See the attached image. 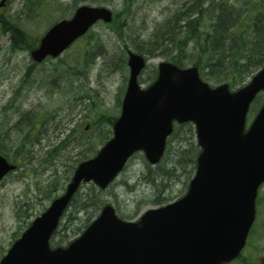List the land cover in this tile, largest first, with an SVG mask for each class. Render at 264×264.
Masks as SVG:
<instances>
[{
    "label": "rangeland",
    "instance_id": "rangeland-1",
    "mask_svg": "<svg viewBox=\"0 0 264 264\" xmlns=\"http://www.w3.org/2000/svg\"><path fill=\"white\" fill-rule=\"evenodd\" d=\"M224 1L238 25L250 26L264 17V0H12L1 10L0 16L26 30L32 43L13 49L11 34L0 27V153L18 166L0 184V260L66 191L79 163L111 138L109 123L120 115L130 75L129 52L149 61L140 78L143 87L155 79L161 62L195 65L199 49L181 33L184 29L177 35L175 23L181 27L198 17V8L216 10ZM82 5L110 9L113 22H99L58 58L34 62L31 51L45 32ZM191 5L198 7L188 11L190 17L175 22ZM206 13L202 33L213 39L214 13ZM230 44L228 39L219 56L210 55L213 71L202 70L201 77L212 86L227 82L236 89L251 78L250 71L241 80L226 71L231 69ZM177 126L157 165L139 152L107 189L83 185L52 246H67L80 237L106 204L113 205L120 218L137 220L147 210L183 197L201 148L193 122ZM250 235L243 259L233 264H264V186L260 217Z\"/></svg>",
    "mask_w": 264,
    "mask_h": 264
},
{
    "label": "water",
    "instance_id": "water-1",
    "mask_svg": "<svg viewBox=\"0 0 264 264\" xmlns=\"http://www.w3.org/2000/svg\"><path fill=\"white\" fill-rule=\"evenodd\" d=\"M6 0H2L0 7ZM112 21L105 8L81 7L71 20L51 28L32 52L36 62L59 56L97 21ZM143 57L131 54V77L114 137L81 163L66 193L38 217L0 264H225L243 250L256 217L257 188L264 181V106L245 132L248 108L264 90V69L236 93L224 84L211 89L195 67L162 63L157 81L141 89ZM194 122L203 152L189 192L180 201L121 220L108 205L67 248L50 239L82 182L105 189L128 159L143 150L157 163L172 122ZM16 166L0 154V183Z\"/></svg>",
    "mask_w": 264,
    "mask_h": 264
},
{
    "label": "trees",
    "instance_id": "trees-1",
    "mask_svg": "<svg viewBox=\"0 0 264 264\" xmlns=\"http://www.w3.org/2000/svg\"><path fill=\"white\" fill-rule=\"evenodd\" d=\"M224 4L225 5L220 4L216 10L210 9V11L214 13V28L212 30L214 32L213 39L206 35L208 33H202V27L205 29L206 25L205 14H207L206 12H210L208 10L209 8H204V6L198 8V17L191 20L189 19V21L183 26L180 25L181 27H177L178 25L175 23L177 35L180 34L181 29H184L181 33H186V35H188L187 39L194 41V45L199 49L198 59L196 60L195 65H198L200 69L208 68L213 71V65H210V55L216 53L219 56L223 49L227 48L228 39H231V44L228 46V54H230L229 64L231 69L226 71L232 70L230 71L232 74H241L262 67L264 65V17L255 18L253 24L250 26L245 23L238 25L236 21L237 18L235 19L234 16L235 13L231 14L228 11L229 4L227 2ZM197 7L198 5L189 6L184 12L180 13V16L176 17L175 22L183 21L190 17L188 11L194 10ZM239 31H242L243 33H239ZM250 31H252L250 33L252 34V38L251 40H248L247 35ZM3 33L11 34V46L13 49L18 48L21 45H31L32 43L27 34L28 32L21 29L18 24L10 21L8 18H3ZM37 41L38 38L35 43ZM175 63L182 65L180 60L175 61ZM112 123L113 122L110 124ZM2 148H0V152H2Z\"/></svg>",
    "mask_w": 264,
    "mask_h": 264
},
{
    "label": "flooded vegetation",
    "instance_id": "flooded-vegetation-1",
    "mask_svg": "<svg viewBox=\"0 0 264 264\" xmlns=\"http://www.w3.org/2000/svg\"><path fill=\"white\" fill-rule=\"evenodd\" d=\"M0 13H1V10H0Z\"/></svg>",
    "mask_w": 264,
    "mask_h": 264
},
{
    "label": "bare ground",
    "instance_id": "bare-ground-1",
    "mask_svg": "<svg viewBox=\"0 0 264 264\" xmlns=\"http://www.w3.org/2000/svg\"><path fill=\"white\" fill-rule=\"evenodd\" d=\"M214 27V26H213ZM207 33V32H206Z\"/></svg>",
    "mask_w": 264,
    "mask_h": 264
}]
</instances>
